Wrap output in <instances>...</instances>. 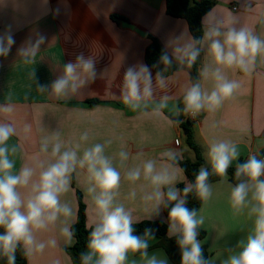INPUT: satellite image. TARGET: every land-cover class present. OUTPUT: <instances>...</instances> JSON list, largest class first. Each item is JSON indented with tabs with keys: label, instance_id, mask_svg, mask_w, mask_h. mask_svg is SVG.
Segmentation results:
<instances>
[{
	"label": "crops",
	"instance_id": "0c3cea01",
	"mask_svg": "<svg viewBox=\"0 0 264 264\" xmlns=\"http://www.w3.org/2000/svg\"><path fill=\"white\" fill-rule=\"evenodd\" d=\"M212 1V9L202 18L199 86L202 93L210 94L217 83L214 74L219 71L227 80L238 83L239 88L220 108L205 109L198 115L195 141L208 165L207 152L212 142L235 143L240 151L238 160L256 155L264 148V52L257 54L247 71L219 65L210 51L211 39L205 36L211 30H218L221 35L215 38L223 42L224 34L230 29H243L264 41V0ZM113 15L121 16L146 35L123 29V20H112ZM7 32L14 36L15 44L7 56H0V106L10 105L13 111L0 112V122L16 129V135L9 141L10 145H18L17 154L11 157L15 160L13 172L18 173L24 166L35 168L29 185L18 189L21 197L26 201L32 183L38 181L42 169L36 168L37 162L47 166L53 161L54 144H61V152L75 151L79 160L86 149L100 143L105 145V156L121 174L114 203L130 213L133 224L164 221V208L157 215L151 204L142 199L152 190L150 182L142 175L133 183L126 179V173L133 168L142 169L149 159L157 161L158 166L167 162L164 154L169 151L179 158L187 157L190 152L184 131L175 119L181 114L180 104L186 91L194 85L182 51L188 45L195 47L187 21L168 15L165 0H0V35ZM148 35L157 38L170 57L181 64L172 74L159 75L163 86L158 73L145 60L151 42ZM41 36L44 42L31 62L26 63L29 57L23 55V50ZM81 53L94 60L95 79L76 94L57 99L51 93V84L63 76L65 65L75 63ZM141 65H146L151 73L152 96L141 101L140 107L133 111L123 102L124 75L129 67ZM41 85L46 89L43 93L38 90ZM165 98L167 106L158 115L154 114L153 110ZM84 132L88 133L87 140L80 139ZM44 144H47L46 152L41 151ZM121 150L128 152L127 160L120 159ZM180 183H188L183 170L173 186L178 189ZM210 184L212 196L197 211L198 218L204 219L199 229L206 233L199 240L208 259L221 264L241 250L240 242L246 241L253 225L246 215L236 214L230 207L229 185L234 184L228 174L225 182L219 177ZM91 187L87 168L77 165L71 174L69 192L60 198L73 208L74 216L67 220L61 216L47 229L33 231L36 241L45 243L46 247L42 253L27 256V264H73L65 248L74 244V238L67 243L61 228L67 224L71 229L77 220V191L86 205L87 225L94 227L98 219L94 203L97 192L89 193ZM132 192L136 193L135 198L130 196ZM51 239L56 240L55 247L48 246ZM158 241L157 237L149 241V255L165 256L173 264L164 249L157 246ZM132 261L145 264L138 253L129 254L127 264Z\"/></svg>",
	"mask_w": 264,
	"mask_h": 264
},
{
	"label": "clouds",
	"instance_id": "9594fccd",
	"mask_svg": "<svg viewBox=\"0 0 264 264\" xmlns=\"http://www.w3.org/2000/svg\"><path fill=\"white\" fill-rule=\"evenodd\" d=\"M220 35L218 30L205 34L206 38L211 39L210 51L219 65L236 66L247 71L257 54L264 52V41L246 30L230 29L224 34L223 42L215 38ZM44 39L41 36L30 48L23 50V55L29 57L25 60L26 63L31 62V57L35 56ZM14 44L15 39L11 32L0 35V56H7ZM182 51L191 66L198 57L199 50L188 45ZM160 62L166 66L172 63L167 53L160 56ZM214 76L217 83L210 94L202 93L199 84L186 91L183 98L185 115L195 117L205 109L214 111L239 88L238 83L227 80L219 71ZM95 77L94 60L85 58L81 53L75 63L69 62L65 65L63 76L51 84V93L57 99L67 98L76 94ZM157 78L163 86L159 74ZM38 90L43 93L46 89L41 85ZM151 96V73L148 67H129L123 81L124 104L135 111L140 107L141 101ZM166 106L165 98L153 110L154 114L158 115ZM12 111L10 105L0 106L2 113L10 114ZM176 114L179 115V110ZM15 135L16 129L11 124L0 122V228L4 230L0 234V256L7 257V264H15L14 253L20 244L24 246L26 256L44 251L46 245L36 241L34 230L47 229L61 216L66 220L74 216L73 208L62 203L60 198L69 192L71 174L77 165L87 168L89 180L93 184L88 189L89 193L97 192L94 203L98 219L94 221L93 230L90 232L88 251L81 254V264H127L130 253H138L145 264H169L165 256L149 255V241L155 238L152 229H145L143 237L134 234L132 216L122 205L114 203L121 184V174L105 156L104 144L97 143L86 149L79 160L75 151L61 152V144H54L51 151L53 161L47 166L37 162L36 168L42 170L39 172L38 181L32 183L31 193L25 201L18 189L29 185L35 168L24 166L18 173L13 172L15 160L11 157L17 154L18 145H10L9 141ZM80 139L87 140L88 133H82ZM41 151H47V144L42 146ZM164 155L167 162L158 166L157 161L149 159L144 162L142 169H130L126 173V179L135 183L143 175L150 182L152 190L142 199L151 204L157 215L161 207L168 209V235L176 238L180 249V264H214L213 259L204 257L202 242L198 239V230L204 219L198 218L196 210L186 207V197L194 190L202 202L209 200L212 196L209 177H220L222 183L227 180L229 167L240 157L238 146L227 140L210 143L207 157L211 172L202 166L195 176L194 184L186 185L182 194L173 186L182 172L178 167V157L170 151ZM119 156L122 161L127 160L128 152L121 150ZM235 179L237 183L229 185L230 207L234 213L246 215L253 226L246 241L240 242L241 250L229 255L221 264H264V159L250 155L245 162L238 163ZM135 195V192L130 193L132 198ZM61 234L67 243L72 242L73 232L67 224L61 228ZM48 246L55 247L56 240H49Z\"/></svg>",
	"mask_w": 264,
	"mask_h": 264
},
{
	"label": "trees",
	"instance_id": "16d2710c",
	"mask_svg": "<svg viewBox=\"0 0 264 264\" xmlns=\"http://www.w3.org/2000/svg\"><path fill=\"white\" fill-rule=\"evenodd\" d=\"M166 4V13L175 18L185 19L188 23L190 33L195 41V48L199 50V55L196 60L189 66L193 84H199V67L201 65V56H202V41L204 37V27L202 23L203 16L209 12L214 2L212 0H165ZM112 20L119 22L124 20L121 16L113 15ZM148 38L151 40L148 45L145 53V60L148 67L154 72L158 73L161 76H168L173 72L181 68L175 59L170 57V55L165 51L160 41L152 35H148ZM164 53H167L171 59V65H164L160 62V56ZM184 62L188 64L187 57ZM189 65V64H188ZM90 104H95L94 101H89ZM184 103L183 101L180 104L181 114L176 117V121H179V125L184 131L185 134V143L186 145L194 152V159H189L187 157L179 158L178 157V166L184 171L187 177V184L180 183L178 189L183 193V189L188 184H194L195 176L198 174L199 169L203 166L211 172V165L206 163V160L202 154L201 148L195 141V123L198 120V115L195 119H191L189 116L186 117L183 112ZM257 158L264 159V148L261 149L257 154ZM247 158H241L235 165H231L227 171L230 181L235 184L237 183L235 179V170L238 163L245 162ZM219 179L215 175L209 177V183ZM166 191V190H165ZM78 198V214L76 222L71 226V231L73 232L74 244L71 247H66L65 250L72 258L73 264H81V254L86 253L88 250V242L90 238V232L93 230V227H88L87 225V215H86V205L83 201V196L80 191H77ZM202 201L197 197L195 191L193 190L186 197V207L190 210H196L201 207ZM164 221H150L145 220L133 224L135 229L134 234L140 235L143 237L145 229H152L154 237L159 239L157 246L164 249L168 257L173 264H180V249L176 243L175 237H169L168 235V209L164 208ZM3 229L0 228V234H3ZM198 239H203L206 235L204 230L199 229ZM203 254L206 259H208V253L205 248H203ZM15 255V264H27V256L25 255L24 246L22 244L17 246V249L14 253ZM0 264H7V257L0 256Z\"/></svg>",
	"mask_w": 264,
	"mask_h": 264
},
{
	"label": "water",
	"instance_id": "95a60500",
	"mask_svg": "<svg viewBox=\"0 0 264 264\" xmlns=\"http://www.w3.org/2000/svg\"><path fill=\"white\" fill-rule=\"evenodd\" d=\"M121 27L123 29H126L127 28V29L134 30V31H136L137 33H139L142 36H145L146 35L145 32L141 31L140 29L136 28L134 25H132L131 23H129L128 21H125V20L121 21ZM199 77H201V71H200V69H199Z\"/></svg>",
	"mask_w": 264,
	"mask_h": 264
},
{
	"label": "rangeland",
	"instance_id": "374dc122",
	"mask_svg": "<svg viewBox=\"0 0 264 264\" xmlns=\"http://www.w3.org/2000/svg\"><path fill=\"white\" fill-rule=\"evenodd\" d=\"M194 152L190 149V152H189V154L187 155V158H189V159H194L195 157H194V154H193Z\"/></svg>",
	"mask_w": 264,
	"mask_h": 264
},
{
	"label": "built area",
	"instance_id": "2783aa9c",
	"mask_svg": "<svg viewBox=\"0 0 264 264\" xmlns=\"http://www.w3.org/2000/svg\"><path fill=\"white\" fill-rule=\"evenodd\" d=\"M235 9H236V8H235ZM189 117H190L191 119H195L197 116H195V117H192V116H190V115H189Z\"/></svg>",
	"mask_w": 264,
	"mask_h": 264
}]
</instances>
